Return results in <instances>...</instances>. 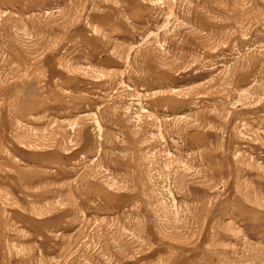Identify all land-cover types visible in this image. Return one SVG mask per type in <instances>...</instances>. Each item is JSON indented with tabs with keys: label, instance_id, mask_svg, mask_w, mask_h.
Here are the masks:
<instances>
[{
	"label": "rangeland",
	"instance_id": "obj_1",
	"mask_svg": "<svg viewBox=\"0 0 264 264\" xmlns=\"http://www.w3.org/2000/svg\"><path fill=\"white\" fill-rule=\"evenodd\" d=\"M0 264H264V0H0Z\"/></svg>",
	"mask_w": 264,
	"mask_h": 264
}]
</instances>
